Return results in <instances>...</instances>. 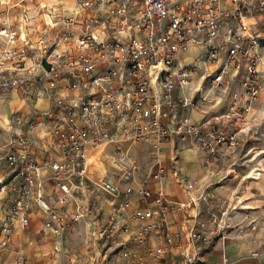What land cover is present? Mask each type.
I'll return each mask as SVG.
<instances>
[{
    "label": "built area",
    "instance_id": "built-area-1",
    "mask_svg": "<svg viewBox=\"0 0 264 264\" xmlns=\"http://www.w3.org/2000/svg\"><path fill=\"white\" fill-rule=\"evenodd\" d=\"M42 7L46 8L45 4ZM259 13L264 14V0H81L74 13L61 15L62 25L45 21L36 41L31 21L37 13L22 16L16 27L0 21V36L9 44L0 51V91L24 89L33 80L51 89L77 92L70 100L57 98L49 113L62 157L48 166L62 192L61 200H76V190L87 184L88 147L114 142L111 129L103 127L104 121L114 120L124 139L140 141L153 135L204 148L210 156L220 147L237 146L238 129L197 124L190 112L201 102L213 101L204 95L208 88L214 89L215 95L222 90L221 96L226 97L228 83L233 80L243 89L240 97L245 99L230 102L222 117L233 124L246 120L262 89L264 36L251 30V18ZM202 63L206 71L199 88L190 97H183L182 88L202 76ZM115 146L120 153L126 198L106 224L95 228L88 248L116 246L129 264H149L125 247L120 233L134 236L146 251L161 257L174 239L166 230V215L187 205L169 202L161 186H147L148 179L164 176L166 167L160 162L149 178L134 185L140 165L118 142ZM4 160L11 178L0 190L11 189L14 201L0 247L8 244L13 221L21 230L29 227V195L45 214L46 235H62L83 215L78 206H72L65 217L49 203L38 172L40 165L24 135L14 133ZM187 186L194 188L193 183ZM102 187L113 195L121 191L120 183L103 181ZM134 196L145 205L138 203L131 208ZM205 226L202 218L189 232L192 247L208 244ZM159 230L165 243L156 247L147 244ZM200 256L195 250L188 252L183 264H202Z\"/></svg>",
    "mask_w": 264,
    "mask_h": 264
},
{
    "label": "crops",
    "instance_id": "crops-1",
    "mask_svg": "<svg viewBox=\"0 0 264 264\" xmlns=\"http://www.w3.org/2000/svg\"><path fill=\"white\" fill-rule=\"evenodd\" d=\"M64 2L70 4L71 1ZM262 20V13L253 16L251 30L264 36ZM44 25L33 23L34 41ZM114 34L119 35L117 31ZM8 47L6 39L0 36V51ZM193 50L197 49L194 47ZM191 59L189 54L187 60ZM202 68V76L182 88L180 94L183 97H190L199 88L206 71L203 63ZM260 69L264 74V59ZM76 93L51 89L46 83L38 84L33 80L24 89L0 91V186L4 180L8 182L11 178L7 164L1 167V158L10 149L14 133H21L40 165L38 172L44 181L43 192L49 203L65 217H68L72 206H78L83 213L64 229L62 235H46L45 214L29 195L26 197L29 227L21 230L16 221L12 222L14 229L9 242L0 247V264H129L116 246L100 250L95 246L88 248L93 244L95 228L106 224L111 213L126 198V182L121 181V159H116L109 152L112 148L116 149V142L128 150L129 156L134 153L133 159H130L140 165L132 181L134 185L145 177L149 178L160 162L166 167L164 176L160 180L148 179L147 186L151 189L161 186L169 202L187 205L166 215V230L174 239L166 247L164 255L155 256L146 251L144 244H139L134 236L121 232L119 240L125 243V247L149 264H183L185 254L194 250L201 254L202 264H264V133L261 130L264 88L252 104L246 121L234 124L222 115L230 102L241 100V89L236 87L226 97L215 95L212 88L204 91V95L213 101L199 103L190 112L192 120L197 124L208 122L239 130L237 146L220 147L214 156H210L204 148L179 141H165L153 135H147L140 141L124 139L114 120L104 121L103 127L111 129L114 142L104 141L88 147L87 184L76 190V200L70 197L67 199L69 202L64 203L62 192L55 186L52 170L48 166L62 157L49 113L57 98L70 100ZM103 181L120 183V194L105 192ZM188 183H193L194 188L189 189ZM193 197L198 199L192 201ZM13 201L14 192L11 189L0 190V238L5 236L2 229L9 221ZM138 203L145 205L140 197L131 198V208ZM223 211L225 214L222 216ZM219 217L221 220L217 219ZM202 218L206 219L208 244L192 247L188 234ZM163 243L165 236L160 230L147 240L152 247Z\"/></svg>",
    "mask_w": 264,
    "mask_h": 264
},
{
    "label": "rangeland",
    "instance_id": "rangeland-1",
    "mask_svg": "<svg viewBox=\"0 0 264 264\" xmlns=\"http://www.w3.org/2000/svg\"><path fill=\"white\" fill-rule=\"evenodd\" d=\"M67 1L69 2L71 1L70 4H66L64 0H10V1L0 0V21H6L10 24L11 27H16L18 25L19 19L22 16L24 15L30 16L33 13H37L35 19L31 21L32 24L34 23V24H39L42 26L45 24V21H46L50 25L51 21H54L57 25H62L64 23V19L62 18L61 15L64 13L65 14L74 13L81 0H67ZM42 4L43 5L45 4L46 8L42 7ZM106 27H107V30L108 28L110 29L108 30V32H111V26L107 24ZM263 53H264V49H263ZM263 59H264V55H263ZM261 78H262V88H264V74L262 71H261ZM228 84L230 88L229 90L231 92L236 87H239L236 84V81L234 82L233 80L230 81ZM242 90H241V93H242ZM221 93H222V90H220L219 93H217L218 96H221ZM244 99H245V96L244 97L242 96L241 100H244ZM223 113H225V111ZM261 127H262L261 130L264 133V122L261 123ZM109 152L116 159L120 158V153L115 148L110 149ZM133 155L134 153L132 154V156ZM132 156L130 153V158L133 159ZM1 162H2L1 167H4V165H6L4 156H2Z\"/></svg>",
    "mask_w": 264,
    "mask_h": 264
}]
</instances>
